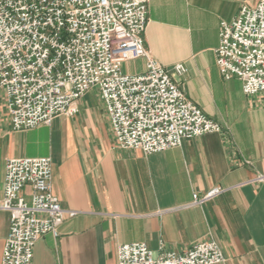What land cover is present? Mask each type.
I'll use <instances>...</instances> for the list:
<instances>
[{
    "label": "crops",
    "instance_id": "obj_1",
    "mask_svg": "<svg viewBox=\"0 0 264 264\" xmlns=\"http://www.w3.org/2000/svg\"><path fill=\"white\" fill-rule=\"evenodd\" d=\"M258 0H149L145 45L161 65L185 64L173 78L186 97L220 132L184 139L152 154L116 146L99 90L78 101L73 116L49 125L13 131L0 90V203L6 160L51 157L53 192L67 216L57 236L47 233L34 247L33 264H117L119 245L145 242L158 251L183 252L216 240L226 261L264 264V93L248 96L242 81L224 79L216 63L222 20ZM130 73L146 70V58L124 62ZM226 188L201 205L193 194ZM31 187L22 194L31 200ZM10 214L0 209V264Z\"/></svg>",
    "mask_w": 264,
    "mask_h": 264
},
{
    "label": "built area",
    "instance_id": "obj_2",
    "mask_svg": "<svg viewBox=\"0 0 264 264\" xmlns=\"http://www.w3.org/2000/svg\"><path fill=\"white\" fill-rule=\"evenodd\" d=\"M149 0H0V90L13 131L49 125L59 115L73 116L79 99L97 88L109 114L116 146L144 154L178 147L184 139L220 132L175 82L184 63L161 65L145 45ZM216 63L224 79L237 77L246 95L264 93V0L242 5L222 20ZM146 58V70H123L126 61ZM51 157L6 160L0 209L10 227L1 264H33L38 239L57 236L67 216L53 192ZM249 182L264 183V173ZM30 186L31 200L22 190ZM226 188L194 193L201 205ZM226 256L216 240L183 252L158 251L145 242L119 245L117 264H220Z\"/></svg>",
    "mask_w": 264,
    "mask_h": 264
},
{
    "label": "rangeland",
    "instance_id": "obj_3",
    "mask_svg": "<svg viewBox=\"0 0 264 264\" xmlns=\"http://www.w3.org/2000/svg\"><path fill=\"white\" fill-rule=\"evenodd\" d=\"M123 70L128 71V69H126V67H125V64H123Z\"/></svg>",
    "mask_w": 264,
    "mask_h": 264
}]
</instances>
